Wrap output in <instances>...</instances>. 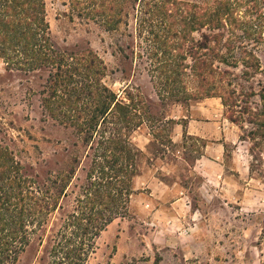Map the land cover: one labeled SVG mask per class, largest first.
<instances>
[{
	"label": "rangeland",
	"instance_id": "rangeland-1",
	"mask_svg": "<svg viewBox=\"0 0 264 264\" xmlns=\"http://www.w3.org/2000/svg\"><path fill=\"white\" fill-rule=\"evenodd\" d=\"M43 1L55 49L67 54L91 51L104 68L103 85L124 103L129 99L132 103L143 102L138 105L143 124L131 134V141L139 147L146 143L139 161L140 181L134 186L127 214L113 220L94 240L84 264H264V100L260 98L264 95V0H122L123 12L115 27L89 14L81 16L85 11L75 3L89 0ZM144 1L213 9L221 3L230 4V18L225 16L211 33L223 34L220 46L227 43L245 48L258 59L260 70L252 77L244 75L242 54L236 55L235 68L216 64L228 71L222 78L224 113L239 129L243 141L240 153L249 164L253 180H239L235 194L227 186L225 190L217 188L215 193H201L200 190L206 192L205 188L198 189L201 179L192 176L179 160L181 157L190 163L200 153L199 144L186 140L174 146L169 142L170 125L161 119L169 113L174 99L165 94L157 97L156 93H161L157 78H150L155 76L152 65L168 57L175 64L190 65L186 51L199 41L200 33L194 31L188 36L183 52L170 50L167 56L156 51L154 56L150 28H139L142 19L150 18L143 16ZM169 8V20L176 23L175 31H180L176 7ZM247 23L258 25L253 29L257 36H244ZM209 30L205 27L203 31L208 34ZM153 31L161 33V29ZM180 37L169 41L177 46L182 42ZM178 71L188 74V70ZM47 75L44 71L7 70L0 59V159L4 155L12 157L23 176L53 194L65 184L64 192L68 194L63 201L64 210H56L34 230L16 264H50V237L61 226L60 216L71 209L94 159L92 150L83 142V134L80 136L73 127L52 118L41 105L46 97ZM187 87L191 89L192 84ZM231 150L226 148L229 159ZM52 181L56 184L49 183ZM159 182H175L185 188L190 202L187 208H167L168 202L148 196L147 187L153 186V193L159 195L163 188ZM247 187L257 193L246 194ZM59 201L61 204L62 199Z\"/></svg>",
	"mask_w": 264,
	"mask_h": 264
},
{
	"label": "trees",
	"instance_id": "trees-1",
	"mask_svg": "<svg viewBox=\"0 0 264 264\" xmlns=\"http://www.w3.org/2000/svg\"><path fill=\"white\" fill-rule=\"evenodd\" d=\"M123 4L122 0L75 3L85 11L81 16L101 18L110 27L120 22ZM169 7H176L180 31H175L176 23L169 20L172 18ZM143 10V16L150 18L142 19L139 28H150L154 56L156 51L161 55L169 54L170 50L183 52V42L188 36L194 31L200 33L199 41L186 51L190 65L175 64L169 57L152 65L155 76L150 78L158 80L161 93H157L158 97L165 94L175 101L217 97L225 105L221 97L222 78L228 71H222L216 64L235 68L236 55L242 54L244 75L252 77L259 72V62L252 51L227 43L220 46L223 34L211 33L213 26L225 16L230 18V4L221 3L213 9L186 3L144 1ZM45 17L43 0H0V59L7 70L47 72L46 97L41 105L52 118L73 127L80 136L83 134V142L93 152L85 182L77 191L71 209L60 216V228L50 237L53 244L49 251L50 264H84L94 240L113 220L127 214L143 156L131 141V134L143 124L138 106L143 102L132 103L129 99L124 103L103 85L104 68L91 51L67 54L55 49ZM156 19L161 20L160 24H154ZM247 25L244 36H257L258 32L253 29L258 25ZM205 27L208 34L203 31ZM154 29H161V33H154ZM177 35H181L182 42L174 46L170 41ZM178 57L185 61L182 55ZM179 69L188 70V74ZM190 83L192 88L188 89ZM260 98L263 101L264 95ZM69 176L68 173L67 179ZM65 186L53 194L44 185L40 187L23 176L12 157L4 155L0 161V264H16L34 230L53 212L64 210L63 201L68 197Z\"/></svg>",
	"mask_w": 264,
	"mask_h": 264
},
{
	"label": "crops",
	"instance_id": "crops-1",
	"mask_svg": "<svg viewBox=\"0 0 264 264\" xmlns=\"http://www.w3.org/2000/svg\"><path fill=\"white\" fill-rule=\"evenodd\" d=\"M169 105V113L161 119L170 125L168 130L169 142L174 146H180L186 140H189L190 142L198 143L200 146V153L190 163L181 157H179V160L181 164L190 170L189 172L192 176L201 179L198 189L205 188L206 191L200 190L201 193H215L217 188L224 187L225 190L227 186L230 187L231 193L235 194L240 186L239 180L253 181L249 176V164L243 160V156L240 153V145L243 141L239 137V129L232 121L226 118L224 105L220 98L173 100V103ZM138 129H141V126L133 133ZM244 143H246L245 140ZM133 144L140 151L146 147V143L142 147H139L134 142ZM227 147L232 149L230 159L226 156ZM140 178L141 174L139 172V175L134 180V186L137 184V180L140 181ZM159 185L163 187L159 195L153 193L155 192L152 191L155 188L153 186L147 187L149 190L147 192L148 196L153 195L155 199H161L166 204L168 202L167 208L169 206L187 208L190 204L186 189L182 186L175 182L172 184L159 182ZM245 193L253 194L257 193V191L247 187L245 188ZM168 195L169 197L166 199ZM160 207H162L161 204Z\"/></svg>",
	"mask_w": 264,
	"mask_h": 264
}]
</instances>
